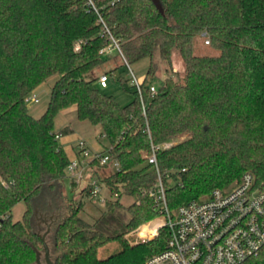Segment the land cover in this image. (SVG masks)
Segmentation results:
<instances>
[{
	"label": "trees",
	"instance_id": "obj_1",
	"mask_svg": "<svg viewBox=\"0 0 264 264\" xmlns=\"http://www.w3.org/2000/svg\"><path fill=\"white\" fill-rule=\"evenodd\" d=\"M92 1L95 8L87 0H0V264L44 261L39 219L49 223L53 264H144L165 248L168 228L140 242L124 237L164 217L149 194L159 179L170 210L232 187L245 172L264 190V0H158L161 11L151 0ZM198 36L216 53L195 54ZM111 37L127 64L148 61L123 106L95 86L99 50ZM173 53L182 73L173 72ZM158 72L166 77L151 94L146 81ZM55 75L45 110L32 116L27 96ZM69 107L99 129L103 151L119 163L111 170L90 161L91 176L115 197L93 223L80 215L82 199L64 192L72 159L59 139L71 128L55 131L54 119ZM167 141L156 168L152 146ZM79 193L91 196L87 186ZM112 240L118 247L99 257ZM242 264H264V248Z\"/></svg>",
	"mask_w": 264,
	"mask_h": 264
},
{
	"label": "built area",
	"instance_id": "obj_2",
	"mask_svg": "<svg viewBox=\"0 0 264 264\" xmlns=\"http://www.w3.org/2000/svg\"><path fill=\"white\" fill-rule=\"evenodd\" d=\"M87 4L95 8L92 0H87ZM106 31L103 28L99 35ZM205 42L208 43L207 40ZM80 44L81 41L75 44V50L80 48ZM113 53L121 55L117 40L111 37L99 54ZM97 82L106 87L108 75L100 74ZM139 86L137 84V88ZM149 89L151 94L156 92L153 85ZM26 101L38 102V98L30 94ZM172 143L167 141L152 146L149 162L157 168L156 151L169 148ZM78 149L79 154L88 159L72 160L67 167L68 178L77 184L84 183L92 197L105 200L101 184L95 177H86L85 172L90 170L91 160H97L101 165L109 164L113 170H118V161L106 151H92L85 140L79 141ZM149 194L164 212V221L159 223L153 237L162 226L168 228L169 237L165 248L149 257L144 264H242L264 248V190L255 188L249 172L243 173L232 187L215 188L209 194L173 210L166 204L161 179Z\"/></svg>",
	"mask_w": 264,
	"mask_h": 264
},
{
	"label": "rangeland",
	"instance_id": "obj_3",
	"mask_svg": "<svg viewBox=\"0 0 264 264\" xmlns=\"http://www.w3.org/2000/svg\"><path fill=\"white\" fill-rule=\"evenodd\" d=\"M205 41L206 38L204 36H198L195 39V54L213 55L216 53V51ZM103 58L105 59L104 62L99 67H97L94 72L98 76L103 73H106L108 75L107 86L103 88L98 84V82L95 83V86L99 88L102 92L112 95L120 105L123 106L128 104L134 98L133 91L137 89V84L143 82L148 66L147 59L145 58L133 64H127L119 53L108 54L105 55ZM172 65L173 72L182 73V63L177 53H173L172 55ZM165 77V72H158L155 77L151 79L148 78V80L146 81V85H153L157 89ZM56 79L57 75L49 77L32 93V95L38 98V102L26 101L27 108L32 116L39 117L45 110L49 100L50 87ZM73 115V117H75V112L73 113ZM70 118H72V115L63 113V111L59 112L54 119V130L59 131L64 126L72 125L73 121L70 120ZM85 123L90 126V129H88L85 125H82L85 126V128L77 127L76 125H74L72 126V133L70 130V134L61 135L59 139V143L65 149V151L72 160L88 159V157H84L77 153L79 152V141L85 139V136L87 137L90 143L89 147L92 149V151H102L104 150V145H107L106 140L99 136V129L91 126L88 122ZM84 129L86 130L84 131ZM95 138L97 139L99 145ZM89 175L91 176L90 170L87 173L85 172L86 177H89ZM84 186V183L76 184L75 186L71 185V181L68 176L64 179V192L68 197H73L77 200L78 198L82 199L84 204L80 215L89 223H93L94 220L106 210V205L104 204V200L94 198L86 193L80 196V189ZM101 188V194L103 195L102 198H104L105 200L115 199V197L110 194L109 190L106 187L101 185ZM121 201L125 205H128L132 201V198L123 196L121 198ZM24 207L25 206L22 201L18 202L13 207V220L21 219ZM162 221H164V217L160 216L151 221L142 223L138 227L129 231L124 238L130 243L140 242L148 238H153V234H155L159 223ZM48 226V222L42 221L41 219L37 220V231L41 236L45 232H47L45 235V242H48L47 244L49 246V243H51V238L50 236H48ZM118 243V240H112L105 246L101 247L98 251L99 257H104L108 253L114 251L118 247Z\"/></svg>",
	"mask_w": 264,
	"mask_h": 264
},
{
	"label": "water",
	"instance_id": "obj_4",
	"mask_svg": "<svg viewBox=\"0 0 264 264\" xmlns=\"http://www.w3.org/2000/svg\"><path fill=\"white\" fill-rule=\"evenodd\" d=\"M154 5L157 7V9L159 11H161V7L158 3V0H151ZM48 230H49V226H48ZM47 230V231H48ZM47 232H45L42 236H41V241L43 243V250H44V261L41 262L39 259H37V261L33 264H53L52 260H51V256H50V251H49V246L47 245V243L45 242V235Z\"/></svg>",
	"mask_w": 264,
	"mask_h": 264
},
{
	"label": "crops",
	"instance_id": "obj_5",
	"mask_svg": "<svg viewBox=\"0 0 264 264\" xmlns=\"http://www.w3.org/2000/svg\"><path fill=\"white\" fill-rule=\"evenodd\" d=\"M35 90H36V89H35ZM35 90H34V91H35ZM34 91H33V92H34ZM74 112H75V108H74V107H69V108L63 110V113H66V114H68V115H72V118H70V120L73 121V122H72V125H70L71 133L73 132V128H72V126H74V125H76L77 127H82V128H85V126H86L88 129H90V126H89L87 123L78 121V120L76 119V116L73 117V116H74V115H73ZM77 121H78V122H77ZM82 125H85V126H82ZM68 126H69V125H68ZM85 130H86V129H84V131H85ZM82 132H83V131H82ZM67 134H70V133H67ZM85 134H86V133H85ZM83 136H85V135H83ZM95 139H96V138H95ZM82 140H85V141L87 142L88 145L90 144L86 136H85V139H82ZM96 141H97V139H96ZM97 143H98V141H97ZM98 145H99V143H98ZM89 146H90V145H89ZM97 151H98V150H97Z\"/></svg>",
	"mask_w": 264,
	"mask_h": 264
}]
</instances>
